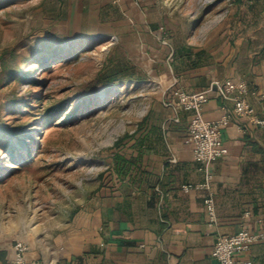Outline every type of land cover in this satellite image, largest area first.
<instances>
[{
    "label": "crops",
    "instance_id": "crops-1",
    "mask_svg": "<svg viewBox=\"0 0 264 264\" xmlns=\"http://www.w3.org/2000/svg\"><path fill=\"white\" fill-rule=\"evenodd\" d=\"M56 2L67 15V35L86 41L126 26L141 43L158 48L161 91L126 150L127 178L114 171L112 159L109 178L96 179L89 189L76 185L82 193L77 199L71 200L68 190L62 222L54 226L38 221L48 216L44 214L16 212L8 220L0 213V264L13 259L16 242L27 245L29 264H219L213 251L220 237L243 229L264 233V126L234 115L222 130L228 155L206 168L188 143L193 112L179 104L180 92H201L215 82H244L256 117L264 121V7H236L207 45L195 48L205 51L202 63L189 66L173 58L177 45L186 43L162 45L165 28L151 18L147 0ZM227 113H233V103L214 88L205 118L217 121ZM207 174L209 191L184 190L205 183ZM210 193L216 223L205 204ZM26 217L38 219L28 226ZM242 259L264 264V241L253 244Z\"/></svg>",
    "mask_w": 264,
    "mask_h": 264
},
{
    "label": "rangeland",
    "instance_id": "rangeland-1",
    "mask_svg": "<svg viewBox=\"0 0 264 264\" xmlns=\"http://www.w3.org/2000/svg\"><path fill=\"white\" fill-rule=\"evenodd\" d=\"M147 3L151 18L165 28L162 45L184 42L197 49L227 24L236 7L252 6L238 0ZM67 23L56 0H0V118L20 139H29L12 156L0 125V213L8 220L18 212L48 215L36 218L44 226L62 222L68 190L77 199L82 193L76 185L89 189L96 179L110 177L115 144L136 131L161 91L158 48L141 43L126 26L82 41L65 33ZM63 45L70 50H57ZM46 51L50 59L43 57ZM110 52L131 62L142 81L124 83L113 94L99 86ZM22 74L28 77L20 80ZM87 94L98 100H84ZM36 220L25 218L28 226Z\"/></svg>",
    "mask_w": 264,
    "mask_h": 264
},
{
    "label": "built area",
    "instance_id": "built-area-1",
    "mask_svg": "<svg viewBox=\"0 0 264 264\" xmlns=\"http://www.w3.org/2000/svg\"><path fill=\"white\" fill-rule=\"evenodd\" d=\"M214 88L221 99L233 103V113H227L217 121L208 120L204 116V107L208 104L210 93ZM248 95V85L235 81L215 82L209 89L197 93H179L180 106L193 112L188 143L194 148L196 161L206 168L211 163L228 155L229 150L223 142L222 130L231 122L234 115L239 118H247L257 126H264V121L256 117L255 110L248 101ZM194 189L209 191L211 176L207 174L206 182L201 185L184 186L186 192ZM205 204L211 222L216 223V204L212 193L206 199ZM260 241H264V233L243 229L233 236L220 237L215 244L213 256L219 264H252L250 260H243L242 256L247 255L252 245ZM27 251L28 247L25 243L16 242L14 257L7 264H29L25 258Z\"/></svg>",
    "mask_w": 264,
    "mask_h": 264
},
{
    "label": "trees",
    "instance_id": "trees-1",
    "mask_svg": "<svg viewBox=\"0 0 264 264\" xmlns=\"http://www.w3.org/2000/svg\"><path fill=\"white\" fill-rule=\"evenodd\" d=\"M249 2L252 6L251 7H259V5L264 3V0H238V3L241 5L245 2ZM79 42V44H81ZM78 44V45H79ZM77 45V46H78ZM177 49L174 52L173 58L174 59H184L188 62L189 66L191 64L193 66H199L202 63V59L204 58L205 51H197L195 48L187 46L186 44H178ZM76 48V47H75ZM57 50H63V51H68L70 48L66 46H59L57 47ZM44 58H49L50 59V51H46L43 54ZM48 59L46 60V62ZM45 62V63H46ZM28 76L22 74L18 78L20 80H25ZM143 77H139V74L136 72V68L134 65L129 62L126 58L121 57L120 55H116L113 52H110L108 55L103 68L97 78V83L99 86H105L107 90L113 94L114 92H118L120 90L119 86L127 83V82H132L133 84L135 81L141 80L142 81ZM35 85L39 84L42 85L43 83L41 81H35ZM116 88L113 90V88ZM88 96L85 95L82 98L84 100H88L90 103L97 101L98 97L97 95H92L93 97H86ZM1 113V109H0ZM86 113L85 109L81 112V116H83ZM145 124L144 122L139 125V128L137 132H141L143 130V125ZM0 125H4L8 136L11 141L7 142L5 148L8 150L10 155H14L15 149L17 146H25L27 144V140L29 139H20L21 135L19 132H17L15 129H11L9 126H6L4 123H2V120L0 118ZM135 138V133L126 135L122 139H120L114 146V154H113V159H114V171L118 174L120 178H127L128 175V165L130 164V160L127 157V148L128 145L134 140ZM18 140V144L16 145V141ZM30 150V149H29Z\"/></svg>",
    "mask_w": 264,
    "mask_h": 264
}]
</instances>
